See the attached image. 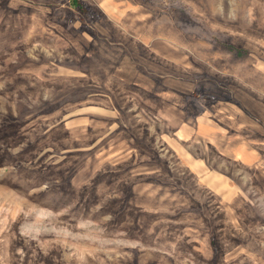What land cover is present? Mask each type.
Here are the masks:
<instances>
[{"label": "rangeland", "instance_id": "obj_1", "mask_svg": "<svg viewBox=\"0 0 264 264\" xmlns=\"http://www.w3.org/2000/svg\"><path fill=\"white\" fill-rule=\"evenodd\" d=\"M224 103L264 123V0H0V264H264V127L178 136Z\"/></svg>", "mask_w": 264, "mask_h": 264}, {"label": "crops", "instance_id": "obj_2", "mask_svg": "<svg viewBox=\"0 0 264 264\" xmlns=\"http://www.w3.org/2000/svg\"><path fill=\"white\" fill-rule=\"evenodd\" d=\"M211 111L212 113H209L210 116L209 114H205V121L201 120L199 122V120L191 119L190 116L187 120L185 118L186 116L181 119L182 124L178 127L180 129V131L178 132L179 138L181 139V137H185L187 135L189 139L195 137V135L197 134L196 128H199L198 125L201 126L202 124H204L206 129L211 127L212 129L217 130V132L209 133L205 131V137H207L208 140H211L209 143H211L213 149L228 158L232 157L234 160H239L241 155L240 151L242 150L238 151L237 140L235 138L237 136H242L243 138L249 137L250 139V137H252L255 132L260 131V127H264V123L261 124L260 118L255 117L253 111L247 110L245 107H235L234 105L229 103L220 104V107L218 106L216 107V109ZM230 131H232L233 133L237 132V134L230 136ZM214 136L216 138H214L213 142L212 138ZM240 141L244 145L251 144L250 140L248 142L244 140ZM187 159H189V164L194 165L192 169L196 172V175H200L202 173L207 175L208 173L205 171H210L204 169L197 170L196 164L201 160H197L191 154Z\"/></svg>", "mask_w": 264, "mask_h": 264}]
</instances>
